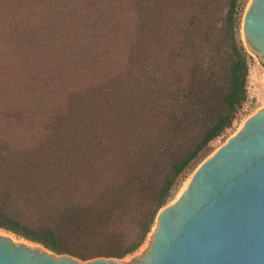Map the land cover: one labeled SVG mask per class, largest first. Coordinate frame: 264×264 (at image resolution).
<instances>
[{
  "label": "trees",
  "instance_id": "1",
  "mask_svg": "<svg viewBox=\"0 0 264 264\" xmlns=\"http://www.w3.org/2000/svg\"><path fill=\"white\" fill-rule=\"evenodd\" d=\"M215 3L0 0V73L15 59L21 79L8 87L15 93L14 80L23 82L27 93L0 107V230L57 255L70 254L69 240L104 244L82 261L138 250L179 177L247 98L248 56L234 35L244 7L227 2L221 67L209 42ZM149 45L157 50L152 66L140 56ZM149 78L150 85L142 80ZM212 101L200 136L152 187L165 140ZM149 191L133 238L110 229Z\"/></svg>",
  "mask_w": 264,
  "mask_h": 264
},
{
  "label": "water",
  "instance_id": "2",
  "mask_svg": "<svg viewBox=\"0 0 264 264\" xmlns=\"http://www.w3.org/2000/svg\"><path fill=\"white\" fill-rule=\"evenodd\" d=\"M242 32L264 65V0H251ZM149 254L136 264H264V109L196 169L159 210ZM137 262V261H136ZM0 264H120L56 255L0 235Z\"/></svg>",
  "mask_w": 264,
  "mask_h": 264
},
{
  "label": "rangeland",
  "instance_id": "3",
  "mask_svg": "<svg viewBox=\"0 0 264 264\" xmlns=\"http://www.w3.org/2000/svg\"><path fill=\"white\" fill-rule=\"evenodd\" d=\"M227 2L228 0H216L215 8L213 7V11L215 13V17L211 18V34L209 35L211 42L210 50L214 51L215 47H218L220 51L219 63H221V67L226 65L227 56L226 53L229 52L228 48V40H226L225 35L223 34V20L225 17V13L227 10ZM240 5H243L244 10L241 13V17L239 18V25L234 31L235 41L238 46H242L244 51L248 56V77H247V98L245 103L241 106L236 114V118L232 123V126L224 131V133L211 141L198 155V157L190 164V166L182 173L179 177L176 186L173 188L171 192V198L169 201L163 206H167L170 204L175 203L179 198L184 189H186V185L189 182L190 178L192 177L193 173L196 169L204 162L207 158H209L218 148L223 146L226 141L236 135L242 128L245 121L250 118L253 114H255L259 110L264 109V65L259 62L251 53L250 47L245 41L242 32V19L245 10L249 6L251 0H239ZM64 24L68 23V18H64ZM107 36H110V32L106 33ZM208 50V49H207ZM117 52V50H115ZM118 53V52H117ZM157 50H155L154 46L152 47L149 45L146 49L141 51L140 56L147 57V62L153 65L154 59H156ZM15 59H8L5 63V68H3L2 73H0V107L13 106L15 98L17 97V103H21L22 98L26 97V91L24 89L23 82H17L15 86L18 88V91L13 93L14 89L8 87V84L12 82L13 79L19 80L20 73L18 71L17 66L13 64ZM6 74V76H5ZM26 78V76H25ZM146 80L145 84L150 85L151 79H142ZM143 82V81H142ZM23 83V85H22ZM143 84H141L142 86ZM10 90V91H9ZM13 97V98H12ZM11 98V100H10ZM10 100V101H9ZM214 101L211 102V105H206L197 111V113L187 122L184 121L181 126V131L177 130L178 132L175 135V132H172L168 138L165 140V149L163 151V155L161 159L155 167L150 169V179H151V186L157 188L158 185L161 183L163 177L167 174L169 166L171 163L180 157L188 148H190L195 140L200 136L204 126L209 122L211 113L214 111ZM164 126L161 128L162 132L164 130ZM160 129V125L158 127ZM161 131H157L156 135H160ZM154 137V136H153ZM155 190V189H153ZM185 191V190H184ZM154 191L148 192L147 198L138 199L136 205L132 207L130 211V217L121 218L117 217L116 219L110 220V229L119 230L121 235L125 236L124 239L133 238V233H135L140 225L141 220L144 219V214L146 213L148 207H150V197L152 196ZM162 207V208H163ZM159 212V211H158ZM157 216V215H156ZM32 222V221H31ZM40 222L44 223L45 221L42 218H36L35 223ZM156 222V217L154 219L153 225L150 229V232ZM101 230V229H100ZM149 232V233H150ZM148 233V235H149ZM0 235H7L11 237L15 243L23 242L27 243L32 247H38L40 250L43 249L42 246L38 244H34L28 242L24 239H21L9 232H5L0 230ZM148 235L146 236L145 241L143 244L133 252L132 254L126 255L123 258L116 259V258H108L113 259L115 261L120 262V264H136L142 262L145 257L149 254L151 246L143 251V246L148 239ZM76 243L73 240L66 241L65 248L70 252V254H62L68 255L75 259L80 260L79 256L91 257L94 256L96 253L104 247L103 243L98 242L100 248H92L88 249L83 244ZM45 249V248H44ZM46 251H48L46 249ZM51 252V251H48ZM53 253V252H52ZM72 253V254H71ZM55 254V253H54ZM73 254L75 256H73ZM57 255V254H56ZM82 261V260H81ZM137 261V262H136Z\"/></svg>",
  "mask_w": 264,
  "mask_h": 264
},
{
  "label": "bare ground",
  "instance_id": "4",
  "mask_svg": "<svg viewBox=\"0 0 264 264\" xmlns=\"http://www.w3.org/2000/svg\"><path fill=\"white\" fill-rule=\"evenodd\" d=\"M245 122H246V121H245ZM244 124H245V123H244ZM243 126H244V125H243ZM188 183H189V182H188ZM188 183H187V185H188ZM187 185H186L185 188H187ZM184 190H186V189H184ZM184 190L182 191L181 195L183 194ZM181 195H180V197H181ZM157 228H158V222L156 221L155 224H154V226H153V228H152V230H151V232H150L149 235H148V239H147V241L145 242V245L143 246V251H144V250H147V249L151 246ZM11 239H12V238H11ZM12 240H13V239H12ZM13 242L15 243L14 240H13ZM16 243H17V242H16ZM27 245H28V244H27ZM29 246H30V245H29ZM36 246H37V245H36ZM36 246H35V247H36ZM31 247H32V246H31ZM35 247H33V248H35ZM36 248H38V247H36ZM149 249H150V248H149Z\"/></svg>",
  "mask_w": 264,
  "mask_h": 264
}]
</instances>
